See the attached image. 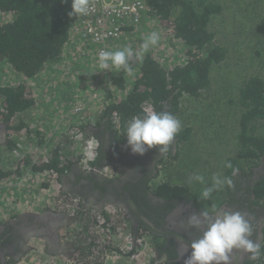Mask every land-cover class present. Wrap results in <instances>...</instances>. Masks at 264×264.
<instances>
[{
    "label": "trees",
    "instance_id": "16d2710c",
    "mask_svg": "<svg viewBox=\"0 0 264 264\" xmlns=\"http://www.w3.org/2000/svg\"><path fill=\"white\" fill-rule=\"evenodd\" d=\"M143 1L150 9L147 14L156 18L155 22L166 34L184 43L183 61L169 70L148 53L142 59L135 81L130 82L131 89L126 91L125 98L107 105L95 127L107 120V129L114 135L116 150L119 151L122 143L127 148L126 127L134 116L142 117L147 106L163 112L165 101L171 105L169 113L176 116L184 96L200 99L211 91L216 84L213 81L216 64H224V69L230 71L235 56L242 55L236 65L241 66L247 60L255 73L245 76L234 97H230L233 94L230 88L225 89L224 84L229 87V83L224 82L222 87L225 95L230 97L229 104L241 113L235 160L242 165L234 167L243 169L247 161L258 163L264 158V0ZM71 11L72 0H0V13L3 15L0 22V63L10 64L16 74L30 82L49 66L60 62L64 49L69 47L70 33L77 21V16L69 15ZM113 83L119 89L126 88L123 78L115 77ZM30 96V92L25 95L24 90L18 87H0V97L4 98L5 104L4 108L0 107V122L8 125L7 130L16 117L34 106ZM114 117L119 119L117 124L113 122ZM14 128H27L33 137L41 134L26 123ZM87 128L85 125L82 128L86 135ZM189 133L188 129L179 133V141L186 142ZM64 145L65 142L58 143L49 159L35 165V170L38 173L53 171L59 177L66 175L76 163L67 161L64 167H60L61 157H66ZM7 146L9 150H19L16 142H9ZM99 152L96 167L105 165L100 162ZM166 154L172 155L171 148ZM27 158L32 159V156ZM27 164H30L29 160ZM0 180L10 185L14 182V173L1 172ZM163 190L193 196L187 187H177L169 182L156 187L155 193L161 196ZM258 195L260 198L264 196V181ZM155 240V247L162 258L166 257V251L162 250L164 245L157 238ZM164 264H169L168 260L165 262L164 259Z\"/></svg>",
    "mask_w": 264,
    "mask_h": 264
},
{
    "label": "rangeland",
    "instance_id": "374dc122",
    "mask_svg": "<svg viewBox=\"0 0 264 264\" xmlns=\"http://www.w3.org/2000/svg\"><path fill=\"white\" fill-rule=\"evenodd\" d=\"M1 16L3 15L0 13V22ZM5 17L8 19L7 15ZM155 21L156 18L149 17L147 19L144 17L139 26L124 31L122 37L110 45V50L108 49V51H117L129 48L133 51V58L129 61L132 68L130 75L115 68H112L111 71L101 70L98 67V59L92 57V54L89 57L85 56L84 59L83 57L72 56L70 52L65 55L62 53L61 57L64 55L65 58L63 64L55 63L53 67H48L30 82L16 74L10 64L0 63V87H18L20 90H24L25 95L30 92L32 95L30 97L34 102L33 107L20 114L14 119L15 121L13 120L9 124L7 130L8 143H18L19 156H13L12 150L6 146H1L0 169L2 173H12L13 166L11 165H16L18 162L21 170L19 174H15L14 179L26 177L27 180L36 174L32 169V159L27 157L32 156L36 160L49 157L59 139L56 138V141L53 140L49 143V139L53 138L50 135L52 133L59 136V133L68 127H74V125L76 127L81 124L85 127L93 126L96 123V117L101 116L107 105L125 98L126 91L131 89L130 82L132 84L135 81L142 59L148 53L156 57L169 70L179 65L185 54L184 43L167 35L160 24ZM152 32L158 33L160 40L157 45L150 47L147 52L142 54L141 58L137 59L136 54L142 51L140 45ZM72 46L74 45L70 44L68 49ZM237 56H235L230 71L224 69V64L215 65L213 81H216V84L213 85L211 91L206 92L200 99L187 95L180 100L179 113L175 116L182 125L179 133L185 132L186 129L190 130V133L186 142L179 141L177 143L175 156L166 154L162 163L163 169L158 174L161 182L167 181L177 187H187L193 193V197L198 200L197 203L208 208L216 206L217 202L224 199L228 188L225 185L220 190L213 192L209 200L199 199L203 188L211 185L212 176L220 174L222 177L226 176L232 179V170L225 167L226 163L230 162L233 168H237L234 167L236 164L242 165L240 164L242 162L235 160L239 148L238 119L241 113L237 107L229 104V101L230 97L238 94L245 76H251L255 72L254 67L247 60L241 66H237L236 63L238 59L242 58V55L238 58ZM115 77L123 78L126 81L125 89H119L113 83ZM224 82L231 86L226 87ZM223 84L225 89H231L233 94L230 97L225 95ZM94 93H100L103 96H98L97 99L92 98ZM3 106L4 98L0 97V107ZM78 109H82L80 114L75 112ZM48 115L50 116L47 117ZM22 123L28 124L32 130L40 131L39 137H29L27 128L22 130L14 128L19 127ZM68 137L76 147L63 148V152L66 157H71L72 154L79 153L81 146L79 139L74 142V135ZM90 138L88 137V139ZM27 160L30 164H27ZM21 161L24 162L21 163ZM10 167L11 170L8 171ZM194 174L203 175L205 184L196 181L190 182L189 177ZM229 174L231 175L229 176ZM44 179L48 181L47 185H51L49 180L52 177L50 175L47 174ZM10 185L14 190H7L6 188L0 190V220L2 221L7 220L10 216L28 212L17 210L19 200L12 197V194L16 190L17 194H22V192L15 185V180ZM4 195L5 197H3ZM33 198L34 196L30 192L23 199L33 200ZM31 245L33 244H30L29 249ZM150 255L148 248L147 264H151ZM25 259L28 261L29 258ZM21 261H18V264ZM122 263L142 264L144 261L140 258L134 263L133 261L129 262V260ZM36 264L43 263L36 262Z\"/></svg>",
    "mask_w": 264,
    "mask_h": 264
},
{
    "label": "flooded vegetation",
    "instance_id": "af4514ba",
    "mask_svg": "<svg viewBox=\"0 0 264 264\" xmlns=\"http://www.w3.org/2000/svg\"><path fill=\"white\" fill-rule=\"evenodd\" d=\"M170 108L169 102L165 101L163 111L169 112ZM7 126L6 123L0 122V139L2 141L6 133L4 127L7 128ZM86 132L98 143L100 162L109 166L116 175L114 178H109L72 166L66 175H61L62 191L71 197L80 198L88 208L99 211H104L108 207L120 209L123 211L134 240L147 237L154 248L157 259H165V262L168 260L169 264H179L177 242L171 237L154 234L142 225L130 208L123 192L138 206L142 215L160 228L163 223H166L168 216L184 204L193 202L198 213L204 210L211 211L212 208L198 204L193 196L180 194V191L169 193L163 190L161 196L155 193L156 187L167 182H161L158 178L162 162L166 157V154L160 156L158 151L160 146L146 151L143 156L133 154L129 146L124 151L121 149L117 151L114 146V135L107 129V120H104L98 127H88ZM6 138L7 134L5 142ZM178 141L179 138L176 137L169 146L173 156H175ZM121 145H125V143L119 146ZM236 169L239 171L237 175H232L233 186H228L224 199L217 202L215 207L245 215L252 227L250 239L264 246V196L260 198L258 195V189L264 181V158H261L258 163L247 161L243 169ZM49 212L58 214L50 209L45 210L43 215H46L47 218L40 217L41 224L36 216L29 213L10 216L5 221L0 220V255L3 256L6 264H14L18 261L29 250L30 244L35 242L38 246L44 247L45 251L54 252L63 248L57 242H53L52 238L57 234L61 241V232L67 224L58 227L56 219L49 215ZM18 216L21 217L20 220H16ZM154 237L161 245H164L162 250L166 251V257L162 258L159 249L155 247ZM243 254L245 255L244 264H264V247H262L260 259L255 262L248 259L249 254L244 252Z\"/></svg>",
    "mask_w": 264,
    "mask_h": 264
},
{
    "label": "built area",
    "instance_id": "2783aa9c",
    "mask_svg": "<svg viewBox=\"0 0 264 264\" xmlns=\"http://www.w3.org/2000/svg\"><path fill=\"white\" fill-rule=\"evenodd\" d=\"M149 10L143 0H90L89 13L87 15H78L77 21L71 30L69 47L70 44L74 46L69 49L65 48L63 51L64 55L70 52L72 56L85 59V56L89 57L92 54V57L98 59L99 52L101 50H110V45L117 42L124 31L139 26ZM64 55L60 58V63L62 64L65 59ZM98 96L103 95L94 93L92 98L97 99ZM147 109L153 110L151 106H147ZM75 112L80 114L82 109H78ZM118 121L117 117L113 118L115 124ZM83 126L81 124L77 127L75 125L74 127H68V129L59 133L60 135L57 134L59 136H55V133L50 134L53 138L49 139V143L59 138L58 143L65 142L63 148L76 147L69 140L68 136L70 135H74V142L77 139L80 142L79 153L72 154L71 157H61L60 167H64L67 161H73L82 171L114 178L116 173L109 166H95L97 143L93 138L88 139L82 129ZM28 136L32 137L30 134ZM17 147H19L18 143ZM12 155L18 157L19 152L13 149ZM49 157L38 159L39 161L32 158V169L36 174L27 180L26 177L14 179L15 185L19 189H25L26 192L17 194L16 190L12 197L18 198L17 196H20L24 198L34 188L38 187L37 185L46 188L53 185L52 194L48 198L50 210L73 219L70 227L62 230L61 239L62 241H71L79 250L74 258L45 256L42 247L34 243L30 247L28 261L23 259L19 264H36V262H42L43 264H118L123 261L127 262V260L134 263L135 260L140 258L144 261L142 264H147L148 248L149 253H151V264H164L163 259H157L154 248L147 237H140L134 240L123 211L116 207H108L104 211L88 208L80 198L71 197L62 191L61 176L59 177L56 172L38 173L35 170V165L40 162H46ZM23 162L21 161V163ZM11 166H13L12 173L15 176V174H18L17 171L21 170L20 164L17 162L16 165ZM10 170L11 167L8 171ZM45 174L52 177L49 180L51 185H47L48 181L44 179ZM8 184L0 180V190L5 188L14 190Z\"/></svg>",
    "mask_w": 264,
    "mask_h": 264
},
{
    "label": "clouds",
    "instance_id": "9594fccd",
    "mask_svg": "<svg viewBox=\"0 0 264 264\" xmlns=\"http://www.w3.org/2000/svg\"><path fill=\"white\" fill-rule=\"evenodd\" d=\"M89 10L90 0H72V11L69 15H87ZM159 40L160 36L158 33H150L140 45L142 51L136 54V58H141L142 54L147 52L150 47L157 45ZM133 55V51L129 48L117 51L101 50L98 54V67L103 71H111L112 68H115L118 71L123 70L130 75L132 68L129 61L133 58ZM181 127V121L171 113L147 109L142 117L134 116L128 122L126 127L127 144L133 154L141 156L146 151L160 146L158 151L162 157L168 152L169 146L181 131ZM86 136L89 137L88 135ZM119 148L123 151L126 149L125 145H121ZM225 167L232 169L233 176L238 174L239 170L233 168L230 162L226 163ZM106 168L108 167L106 166ZM189 181L205 184L204 176L199 174L189 177ZM225 185L232 187V179L226 176L222 177L220 174H214L211 185L203 188L199 199L209 200L213 192L220 190ZM188 225L202 229L203 235L200 239L191 243V255L185 261V264H230V256L235 252L249 254L248 259L253 262L260 259L262 247L264 246L250 239L252 235L251 224L245 215L240 212L225 211L212 206L211 211L204 210L192 214L188 219ZM180 247L185 253L188 251L189 246L181 243ZM63 257L69 258L67 256Z\"/></svg>",
    "mask_w": 264,
    "mask_h": 264
},
{
    "label": "water",
    "instance_id": "95a60500",
    "mask_svg": "<svg viewBox=\"0 0 264 264\" xmlns=\"http://www.w3.org/2000/svg\"><path fill=\"white\" fill-rule=\"evenodd\" d=\"M4 129L6 132L5 133V136H6L7 128L4 127ZM5 136H4L3 141L0 139V147L1 146L8 147L7 146L8 139L6 138V142H5ZM123 194L126 195L128 203L130 205V208L133 210L137 219L139 220V222L142 225H144L146 228L151 230L152 233H154V234H158V235L160 234L162 236L171 237L177 242V244L179 245L178 246V250H179L178 262H179V264H185V261L191 255V247H190L191 243L194 240L200 239L203 235L202 229L193 228V227H190L188 225L189 217L194 213H198V210H197L196 206L194 205V203L190 202V204H184V205L178 207L177 209H175L168 216L166 223H163L162 227L160 228V227H157L151 221H149L146 218V216L141 214L138 206L133 202V200L127 194H125V192H123ZM49 213H50L49 215L53 216L56 219V224L58 227H61V226H64L66 224L73 222V219L68 217L67 215H64L61 213L55 214L53 212H49ZM29 214H31V213H29ZM19 216H18V218H16V220L21 219V217H19ZM33 216H36V218L39 221V224H41V218L40 217H42L44 219L47 218L46 215H33ZM13 220H15V219H13ZM52 239H53V242H57L60 246L63 247V245H61L62 243L59 240V237L57 234H55ZM181 243L189 246L187 252L184 253V250L180 247ZM22 258H23V255L21 258L18 259V261H20ZM244 260H245V255L243 254V252H235L234 254H232L230 256V264H244ZM18 261H16V262H18ZM0 264H6L2 255H0Z\"/></svg>",
    "mask_w": 264,
    "mask_h": 264
},
{
    "label": "crops",
    "instance_id": "0c3cea01",
    "mask_svg": "<svg viewBox=\"0 0 264 264\" xmlns=\"http://www.w3.org/2000/svg\"><path fill=\"white\" fill-rule=\"evenodd\" d=\"M145 17L147 19H149L150 16L147 14ZM51 67H53V65H51ZM49 116L50 115H48L47 117H49ZM100 117L101 116L96 117V123L93 126H95L99 122ZM2 160H3V158H2ZM3 165H4V161H3ZM20 190H21L22 194H24L26 192L25 189H20ZM52 191H53V185H51L50 187H47V188L43 187V186H38L31 191V193L34 196L33 200H27V199H23V197L17 196L18 200H19L18 205H17V210L18 211H25L26 210V211L30 212L32 215H43L44 214L43 212L45 210L50 209V207H49L50 201L48 198L52 194ZM40 197H42V199H40ZM43 198L45 201L43 200ZM71 224H72V222L67 224L68 226L66 225V228H69ZM66 228H64V229H66ZM35 243L37 244V242H35ZM61 243H62L61 245H63V248H60L61 252L60 251L51 252L49 250L45 251L44 247H42V250L44 251L43 252L44 255L45 256H54V255L67 256L69 258H74L77 255L78 248H76V246L73 245V243L71 241L63 240ZM44 245H45V243H44ZM62 251L65 253H63ZM29 254H30V249H29V251H27V253L23 254V258L21 260L29 257L30 256ZM118 264H123V263L120 262Z\"/></svg>",
    "mask_w": 264,
    "mask_h": 264
}]
</instances>
